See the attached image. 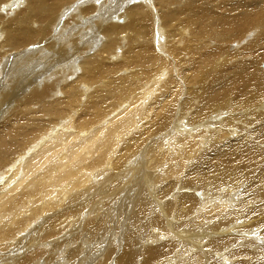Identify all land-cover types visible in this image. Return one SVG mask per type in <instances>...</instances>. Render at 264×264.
<instances>
[{
    "label": "bare ground",
    "instance_id": "6f19581e",
    "mask_svg": "<svg viewBox=\"0 0 264 264\" xmlns=\"http://www.w3.org/2000/svg\"><path fill=\"white\" fill-rule=\"evenodd\" d=\"M72 1L0 0V264H49L60 253L9 258L45 215L66 211L43 228L56 240L77 229L75 219L85 241L97 234L68 213L70 200L117 189L109 180L132 172L146 139L167 128L186 155L147 149V169L163 160L169 168L150 188L164 241L141 249L144 264H202L211 250L221 252L217 264L244 255L239 247L254 243L236 233L242 217L264 227V182L244 183L249 173L264 180V0H141L122 12L128 0H76L65 21ZM252 34L248 51L236 48ZM239 49L241 62L229 64ZM200 218L214 229L183 243L179 227ZM77 237L65 264L79 253Z\"/></svg>",
    "mask_w": 264,
    "mask_h": 264
},
{
    "label": "rangeland",
    "instance_id": "374dc122",
    "mask_svg": "<svg viewBox=\"0 0 264 264\" xmlns=\"http://www.w3.org/2000/svg\"><path fill=\"white\" fill-rule=\"evenodd\" d=\"M74 1L76 0L69 2L68 4L69 12L67 16L64 17L65 21H68L69 15L73 12L72 6L76 3ZM101 1L104 2L105 0H100L99 2ZM139 2L142 1L128 0L123 4L120 11L122 12L130 5ZM89 3L90 2H88V4ZM118 3L121 2L118 1ZM68 5L60 6L57 11L63 9ZM68 10H66V12ZM55 11L52 14H54ZM117 23H123V21ZM253 36L254 34H252L250 38H243L242 42L236 48H241V50L248 51ZM241 54L242 52L240 51V49L235 51L229 60V64L240 63ZM260 60L262 62L264 59L261 58ZM31 69H29L27 72H30ZM0 80H2L1 73ZM59 132H63V130L55 131V133ZM65 133L67 134L68 132L66 131ZM179 134L180 133L177 130L174 132L172 129L167 128L166 130L164 129L161 132H157V134L154 133L149 136L146 139V142L148 144L147 147L144 149L143 145L139 151L142 156L140 163H136L131 166L132 172H126L123 175H119L109 180V184L115 183L119 185L117 189L112 191L104 186L102 190L98 189L100 191L99 193H96V188H93L86 197L83 196L79 199L73 198L72 200H70V203L68 205V213L72 217L76 216L83 223H88L90 224V226L97 228V234H95L92 238L89 239L88 237H86L87 239L85 241L86 232L82 231L80 221L78 219H75V226H77V229L73 231V233L69 236L56 240V234L46 235L43 233V228L45 229L47 227L45 226L46 222L52 221L53 218L63 217L66 211H64V214L58 216L45 215L47 216L45 218L46 221L40 223L41 226H39L38 230L34 234L30 235L27 231H25L23 235L25 236L24 239L21 238L22 242L25 241V244L20 247V249L22 250L21 255L16 258L14 256H10L9 258L14 259V261L16 262L20 258H23L25 255H34L35 252H42L46 256L50 253L52 254L53 251L56 252L57 249H60V253L57 252L58 255L55 256V258L51 262H47H49V264H65L68 263V261L65 259V255H67L66 257H68L69 252L72 251V244L70 241L78 235V240L76 242H78L77 248L79 249V253L76 255V257L72 258V262L69 264H97L100 260H102L100 264H119V260L124 258L126 254H128L131 261L133 260V264H144L145 260L143 259L141 249L146 247L147 244H161L164 241L163 237L157 238L158 233L155 232V230L157 229V226L155 225L156 217H159V221L165 220L163 218L164 211L162 210L160 205H157L158 198H154L152 196L153 194L152 191H150V188H154L156 184L157 188L160 187L162 182V175H164L165 170L169 168V162L163 160L156 167L147 169L148 167H146L147 164L145 161L147 149H153L155 147L163 145L159 148L167 151L166 154L171 155V157L173 156L172 154L174 152H177V154L182 153L186 155L185 153H183L185 145L179 142ZM200 149L201 147L197 149V151H199ZM177 154L174 157H177ZM262 154H264V152H262ZM190 166L191 165H189V167ZM185 167H187V162H185ZM102 178L104 180H102V185H104L107 183L109 178L107 174ZM249 179H251V183L264 182V180H260L256 176H254L253 173H249L244 176V183H246ZM206 182L208 183L209 181ZM14 183L15 181L11 182L10 184H4L3 191L12 186ZM242 184L243 183L238 186V188L241 190L243 189ZM143 186H146V188H144ZM132 189L134 191H132ZM149 191L151 192V194L149 193ZM138 192L141 194L143 203L147 205V208L144 207V209H146L144 216L141 215L139 206L136 204V195ZM144 193L147 194L144 195ZM151 197L153 198V200L151 199ZM62 204L63 202L59 204L58 207L62 208ZM163 204L164 202L161 205ZM165 214L168 218H170L168 213ZM242 219H244V224H242L243 227L239 228L236 233L244 235V237H248L249 239H251L254 243V246L250 249L244 248V246L239 247L244 249V255L234 257V253L231 252V254L227 258V262L225 263L264 264V227L259 229L257 225L247 221L246 218L242 217ZM179 228L181 229V231H186L183 235L185 237L183 243H186L187 240L196 242L198 238H200L204 234L207 235L206 233L214 229L211 226L210 219L208 218H200L191 228H186L185 226H180ZM230 234H233V232H230ZM89 240L93 242H89ZM231 244H229L228 246H230ZM7 251H10L9 247H7ZM198 251L201 254L204 253V249H198ZM220 253L221 252L219 251L211 250L210 253H207L205 255L203 254L201 263L217 264L221 258V256H218ZM60 254L62 256H60ZM175 254L176 253H174L173 255ZM51 256L53 257V255ZM62 258L64 259L63 262H61ZM12 259L10 260V262L12 261ZM39 264H43L41 258L39 259Z\"/></svg>",
    "mask_w": 264,
    "mask_h": 264
}]
</instances>
